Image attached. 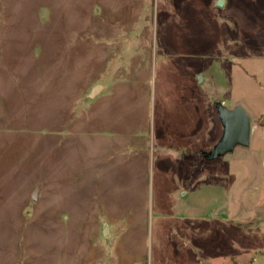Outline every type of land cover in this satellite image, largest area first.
Here are the masks:
<instances>
[{
  "label": "rangeland",
  "instance_id": "374dc122",
  "mask_svg": "<svg viewBox=\"0 0 264 264\" xmlns=\"http://www.w3.org/2000/svg\"><path fill=\"white\" fill-rule=\"evenodd\" d=\"M251 4L0 0V264L264 260ZM216 100L244 109L249 144L207 160Z\"/></svg>",
  "mask_w": 264,
  "mask_h": 264
},
{
  "label": "water",
  "instance_id": "95a60500",
  "mask_svg": "<svg viewBox=\"0 0 264 264\" xmlns=\"http://www.w3.org/2000/svg\"><path fill=\"white\" fill-rule=\"evenodd\" d=\"M102 89L100 85L92 88L87 98H94ZM218 120L221 124L222 131L218 140L208 149L199 151L204 159L212 160L224 154L231 152L236 146H248L250 136V117L240 105L227 108L220 101H213ZM37 189L32 193L31 198L37 197ZM105 235L107 233L106 229Z\"/></svg>",
  "mask_w": 264,
  "mask_h": 264
},
{
  "label": "crops",
  "instance_id": "0c3cea01",
  "mask_svg": "<svg viewBox=\"0 0 264 264\" xmlns=\"http://www.w3.org/2000/svg\"><path fill=\"white\" fill-rule=\"evenodd\" d=\"M251 1H252V4H251L252 18L257 19V22H259L258 25H260L261 24L260 22L264 20V0H251ZM100 86L103 89V86L102 85ZM102 89L100 91H102ZM262 252H264V250H261L260 255ZM255 262L264 264V260H258L252 256L250 258L249 263L254 264Z\"/></svg>",
  "mask_w": 264,
  "mask_h": 264
},
{
  "label": "built area",
  "instance_id": "2783aa9c",
  "mask_svg": "<svg viewBox=\"0 0 264 264\" xmlns=\"http://www.w3.org/2000/svg\"><path fill=\"white\" fill-rule=\"evenodd\" d=\"M261 258L264 259V252L261 253ZM254 264H261V263H259V262H255Z\"/></svg>",
  "mask_w": 264,
  "mask_h": 264
}]
</instances>
